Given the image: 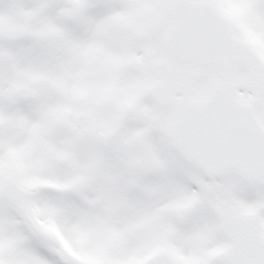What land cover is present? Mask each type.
<instances>
[{
    "label": "snow or ice",
    "instance_id": "obj_1",
    "mask_svg": "<svg viewBox=\"0 0 264 264\" xmlns=\"http://www.w3.org/2000/svg\"><path fill=\"white\" fill-rule=\"evenodd\" d=\"M0 264H264V0H0Z\"/></svg>",
    "mask_w": 264,
    "mask_h": 264
}]
</instances>
